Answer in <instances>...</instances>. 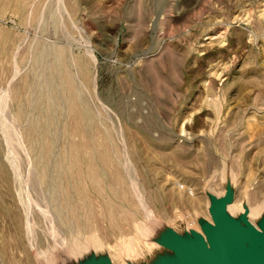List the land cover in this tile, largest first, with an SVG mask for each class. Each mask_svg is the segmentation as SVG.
Returning <instances> with one entry per match:
<instances>
[{"label":"rangeland","instance_id":"rangeland-1","mask_svg":"<svg viewBox=\"0 0 264 264\" xmlns=\"http://www.w3.org/2000/svg\"><path fill=\"white\" fill-rule=\"evenodd\" d=\"M263 246L264 0H0V264Z\"/></svg>","mask_w":264,"mask_h":264},{"label":"water","instance_id":"water-1","mask_svg":"<svg viewBox=\"0 0 264 264\" xmlns=\"http://www.w3.org/2000/svg\"><path fill=\"white\" fill-rule=\"evenodd\" d=\"M226 264H241L239 261L238 250L234 249L228 254Z\"/></svg>","mask_w":264,"mask_h":264},{"label":"bare ground","instance_id":"bare-ground-1","mask_svg":"<svg viewBox=\"0 0 264 264\" xmlns=\"http://www.w3.org/2000/svg\"><path fill=\"white\" fill-rule=\"evenodd\" d=\"M68 81H69V80H68ZM66 82H67V81H66ZM71 84H72V82H71ZM69 85H70V84H69ZM71 93H72V92L70 91V96H72ZM73 110H74V109H73ZM252 234H253V233H252ZM252 234H251V235H252ZM261 234H262V233H261ZM262 235H263V234H262ZM222 237H223V236H222ZM224 237H225V236H224ZM224 237H223V239H224ZM231 238L233 239V237H231ZM231 238H229V240H230ZM256 238H259V237L257 236ZM225 240H226V238H225ZM258 240H259V239H257V241H258ZM223 241H224V240H223ZM226 241H227V240H226ZM232 241H233V240H232ZM259 242H260V240H259ZM214 243H215V242H214ZM223 243H225V242H223ZM227 243H228V242H227ZM252 243H253V242H252ZM249 244H250V243H249ZM258 244H259V243H258ZM223 245H225V244H223ZM259 245H260V244H259ZM261 245H263V244H261ZM261 245H260V246H261ZM225 246H226V245H225ZM228 246H229V245H228ZM223 247H224V246H223ZM246 247H247V246H246ZM263 247H264V246H263ZM226 249H227V248H226ZM244 249H245V246H244ZM242 250H243V249H242ZM216 251H217V250H216ZM218 252H219V251H218ZM243 253H244V251H243ZM263 253H264V252H263ZM213 254H215V253H213ZM222 254H223V253H222ZM222 254H219V255L221 256ZM244 254H245V253H244ZM223 255H224V254H223ZM259 257H262V255L259 256ZM259 257H258V258H259ZM262 259H264V255H263ZM245 263H247V262H245ZM245 263H244V264H245ZM247 264H256V263L251 262V261H250V262L248 261Z\"/></svg>","mask_w":264,"mask_h":264}]
</instances>
